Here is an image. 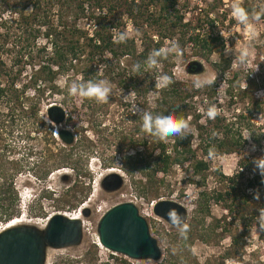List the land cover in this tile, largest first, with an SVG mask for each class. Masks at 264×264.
Segmentation results:
<instances>
[{"label": "trees", "instance_id": "trees-1", "mask_svg": "<svg viewBox=\"0 0 264 264\" xmlns=\"http://www.w3.org/2000/svg\"><path fill=\"white\" fill-rule=\"evenodd\" d=\"M219 1H206L204 8H199L204 10L198 12L192 9L190 0H0V27H7L10 21L20 29L13 40L7 39L8 30L0 31V104L5 105V110H0L1 221L8 222L20 216L17 215L19 196L14 177L22 170L32 169L37 163L35 159L29 161L27 151L16 158L9 156L13 145L6 136L14 132V125L21 116L18 109L22 112L26 109L34 117L33 124L37 123L41 100L61 94V101L67 104L73 96L69 94L68 85L61 87L56 78L72 71L73 74L67 76L69 83L70 80L87 82L106 77L129 87L133 94L144 96L143 106L148 111L174 112L186 120L192 117L197 135L195 144L189 132L183 139L170 137L167 141L157 142L156 137L143 131L141 126L138 128L141 138L137 140V145L140 146L133 153H124L121 159V167L129 174L132 184L136 182L135 188L143 193L148 188L155 190L164 183V177L171 168L187 162L191 173L199 175L191 180L198 186L193 217L200 238L209 241L218 230H228L232 244L239 246L250 227L258 226L264 231L257 223V209L264 207V183H261V176L254 173L252 164L258 156L253 152H242L247 143L244 129L257 142H261L264 134L259 132L255 135L254 124L245 111L227 116L217 110L214 119L207 116L208 107L216 102V97L212 98L214 83L209 85L203 97L207 100L206 112H202L192 100L200 88H194L192 84L188 86L169 68L166 74L172 82L158 87L156 77L163 75L159 73L172 64L171 53L158 58L162 62V70L158 72L156 66L151 69L144 66V61L153 50H167L166 42L170 46L173 42L178 43L181 54L186 52L184 47L189 43L191 52L203 58L216 53L217 58L212 64L222 73L229 66L230 59L223 56L222 36L213 30L216 17L211 12L217 11ZM240 8L244 12L251 10L248 4ZM190 9L196 16H185ZM256 12L264 16V9H257ZM127 22L139 33L140 46H137L135 36L125 33ZM121 35L125 36L123 41L120 40ZM9 52H12V64L28 61L24 66L32 67L21 86L16 84V78L21 74L23 64L15 66V70L11 65L6 66L3 54ZM126 57L133 60V68L137 63L141 65L139 71L120 65L121 58ZM236 79L234 72L228 81ZM149 91L156 92L153 106L147 104ZM25 133L20 131V137ZM50 137L49 131L47 139ZM229 152L238 153L237 168L231 173L216 167L211 170L210 157ZM258 153L259 156L264 154L262 151ZM49 169L50 166L41 173L45 175ZM136 171L143 181L135 178ZM208 175L214 180L211 187L207 185ZM256 189L260 192L259 200L254 199L250 191ZM212 202L226 207L227 212L219 217L212 216L206 222ZM30 211L42 213L40 210ZM232 225L239 228L238 232L231 233Z\"/></svg>", "mask_w": 264, "mask_h": 264}, {"label": "rangeland", "instance_id": "rangeland-1", "mask_svg": "<svg viewBox=\"0 0 264 264\" xmlns=\"http://www.w3.org/2000/svg\"><path fill=\"white\" fill-rule=\"evenodd\" d=\"M206 1L211 0H190L189 4L195 11L202 12L204 9L199 8H204ZM235 3H238L239 7L243 4L251 6L250 12H245L248 17L246 24L234 15ZM192 9L186 13V17L196 16L195 12L191 13ZM257 9H264V0H220L217 11L211 12L216 17L213 30L219 32L224 40L223 56L230 59L229 66L222 73L212 64L217 58L216 53L209 55V58H203L191 52L189 43L184 47L185 53H171L172 64L159 73L166 74L169 68L174 76L188 86L192 84L194 88V81L197 78L205 76L212 78L214 80L212 98L216 97V102L212 104L227 116L245 111L250 122L254 124L255 135L259 132L264 134V117L258 119L264 113V98L257 95L258 92L264 91V16L259 15ZM3 30H8V40H13L20 32L16 24L10 21L7 27H0V31ZM125 33L127 36H135L137 46H140V35L128 22ZM169 47L166 42L165 48ZM244 50H247L248 57L247 62L241 65L238 58ZM11 53L3 54L6 66L11 65L15 70V66L23 64L20 67L21 74L16 78V84L21 86L32 67L24 66L28 61L20 62L18 65L12 64ZM192 59L201 61L200 70L187 69V63ZM161 63L159 61L156 65L157 72L162 70ZM120 65L126 69L133 68V60L129 57L121 58ZM234 72L237 79L228 81ZM68 74L73 72L59 75L56 78L57 84L63 88L67 85L69 87L73 80L69 83ZM160 76L156 77L157 80ZM102 79L109 81L111 86L107 102L98 103L95 99L73 97L64 104L61 101L62 95L55 94L41 100L37 123H31L34 117L26 109L23 112L18 109L21 116H18L14 125V132L6 136L13 145L10 157L16 158L27 151L30 154L28 156L30 162L37 160L32 169L22 170L14 177L15 189L19 196L17 215L22 217L20 218L22 222H33L43 226L52 213L65 212L80 216L84 225L79 244L48 247L44 264H264V231L258 226L250 227L239 246L232 244L228 230L221 232L218 230L216 236L209 241L200 238L196 219L193 217L196 213L194 207L198 186L191 180L197 179L199 175L191 173L187 162L171 168L164 177V183L159 184L157 189L148 188L143 193L144 191L135 188L136 182L132 184L129 174L121 167V159L124 153H133L140 146L137 145V140L141 138V131L138 129L141 121L138 113L140 110H147L143 106L144 96L133 94L129 87L119 85L116 81H110L106 77ZM209 88V85L200 87L192 98L202 112H206L207 100L203 97ZM155 97L156 92L149 91L147 104L153 106ZM53 101L60 103L66 110V117L61 123H52L46 115V106ZM0 110H5V105L0 104ZM187 120L190 124L192 143L195 144L196 128L192 117L189 116ZM202 120L203 118L200 121ZM61 127H67L73 132L74 139L71 143H65L58 136V129ZM20 131L23 134L26 132L25 135L20 137ZM49 131L53 140L47 139ZM243 132L246 137L249 135L246 129ZM261 151L264 152V138L257 142L251 137L242 152L244 154L253 152L259 156L258 152ZM237 158V152L214 154L210 157L211 170L216 167L231 173L237 168ZM48 166L49 171L45 175L41 173ZM113 171L121 175L123 183L117 189L107 191L102 187L101 181L106 174ZM134 176L143 181L138 171ZM113 179L114 176L109 178L110 181ZM206 180L210 187L214 184L211 175H208ZM159 198L174 199L187 207L188 215L184 222L187 231L183 235L179 228L153 212L152 204ZM128 200L133 201L146 218L149 231L156 238L160 248V258H132L111 251L100 243L97 233L100 216L113 204ZM30 209L40 210L42 213L36 215L31 213ZM224 212H227L226 207L212 202L205 221L208 222L212 216L219 217ZM6 222L0 220V229L8 225L4 226ZM238 230L239 228L234 225L231 226V233ZM185 236H188L187 241ZM227 251L229 253H226Z\"/></svg>", "mask_w": 264, "mask_h": 264}, {"label": "water", "instance_id": "water-1", "mask_svg": "<svg viewBox=\"0 0 264 264\" xmlns=\"http://www.w3.org/2000/svg\"><path fill=\"white\" fill-rule=\"evenodd\" d=\"M202 68L201 61L192 59L187 63L189 71ZM46 115L53 123H61L66 117L64 106L49 102ZM58 136L71 143L73 132L67 127L58 129ZM114 176L112 181L109 180ZM123 183L121 175L115 171L106 174L101 185L114 190ZM153 212L172 224L168 213L175 210L185 222L187 207L174 199L159 198L152 204ZM173 225V224H172ZM100 243L107 249L132 258L158 259L161 256L156 238L151 235L146 218L131 201H122L108 207L97 223ZM83 236L81 219L54 212L43 226L33 222H18L0 229V264H44L48 247H63L79 244Z\"/></svg>", "mask_w": 264, "mask_h": 264}, {"label": "clouds", "instance_id": "clouds-1", "mask_svg": "<svg viewBox=\"0 0 264 264\" xmlns=\"http://www.w3.org/2000/svg\"><path fill=\"white\" fill-rule=\"evenodd\" d=\"M233 9L234 15H236L242 23L246 24L248 17L244 10L239 7L238 3L233 5ZM124 39L125 36L121 35L120 40L123 41ZM170 53H180L178 43L173 42L166 51L153 50L149 54L148 58L144 61L145 68L151 69L155 67L159 62L158 58L160 56ZM247 57V50L242 51L238 58L241 65L247 62ZM140 67L141 65L137 63L134 65L133 70L139 71ZM171 82V78L167 74H163L157 80V86H167ZM212 83H214V80L205 76L204 78H197L194 81V86L200 88L211 85ZM68 91L73 97L95 99L98 103H104L107 102L109 98L111 86L109 81L105 79L88 80L87 82H84L83 80H74L69 85ZM257 95L264 98V91L258 92ZM138 114L140 115L142 130L156 137L157 142L167 141L170 137H178L183 139L186 138L188 132L191 131L189 121L177 116L174 112H168V114H164L163 112L140 110ZM206 114L209 118H215V116L218 114L215 104H212L208 107ZM262 117H264V113H262L258 119ZM246 139L251 140V133ZM253 150L255 149L253 148ZM252 164L254 173L260 175L262 178L261 183H264V154L255 157L252 161ZM250 191H252L254 199H260L259 189ZM19 195H21V192H19ZM257 211V223L261 228H264V207L258 208ZM168 216L173 226L179 228L181 234L183 235L187 231V225L183 222V218L180 217L175 210H170Z\"/></svg>", "mask_w": 264, "mask_h": 264}, {"label": "bare ground", "instance_id": "bare-ground-1", "mask_svg": "<svg viewBox=\"0 0 264 264\" xmlns=\"http://www.w3.org/2000/svg\"><path fill=\"white\" fill-rule=\"evenodd\" d=\"M53 123V122H52ZM65 213V212H64ZM65 214H67V213H65ZM73 214H75V213H73ZM68 216H72V217H74V218H79V219H81V217L80 216H76V215H70V214H67ZM20 218H22V217H16V218H14V219H12V220H10V221H8V222H6L5 224H4V226L5 225H11V224H15V223H18V222H22V219H20ZM11 222H13V223H11ZM9 223H11V224H9ZM81 224H82V227H84V225H83V223H82V220H81ZM7 225V226H8Z\"/></svg>", "mask_w": 264, "mask_h": 264}]
</instances>
